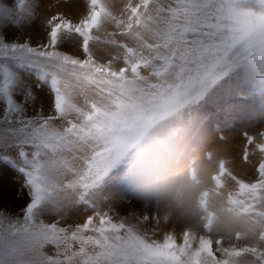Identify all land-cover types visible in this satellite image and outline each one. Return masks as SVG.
Returning <instances> with one entry per match:
<instances>
[{
    "label": "snow or ice",
    "instance_id": "6c2138e0",
    "mask_svg": "<svg viewBox=\"0 0 264 264\" xmlns=\"http://www.w3.org/2000/svg\"><path fill=\"white\" fill-rule=\"evenodd\" d=\"M90 3L92 10L79 23L53 16L47 42L32 46L27 40L20 43L7 36L8 29L19 28L31 15V7L24 9L25 0H18V5L17 0L13 4L0 0V160L24 175L30 198L21 209L22 219H13L0 209V264H241L239 258L245 252L264 264V252L254 247H217L214 251L209 236L197 237L187 230L180 242L173 233H166L162 240L152 239L136 224L126 223L124 219L115 222L107 212L101 213L102 202L119 196L115 187V158L103 140L99 109L93 103L90 111L78 107L68 95V77L102 89L101 85L122 87L132 80L149 81V76L162 80L151 83L152 87L168 85L175 95H186L194 102L205 100L212 105L232 94L224 85L213 91L221 80L231 76L238 95L242 58L233 27L235 10L229 7V0H140L136 6L129 4L131 14L126 22L113 16L101 0H90ZM102 18L114 20L117 26L123 25L138 45V48L122 45L125 66L118 70L111 62L96 64L89 53V41L93 39L90 33L101 25ZM57 19L60 22L53 25ZM134 24L142 31L133 30ZM73 33L83 39L85 60L57 48L62 35L70 37ZM144 33H150L155 42L148 43ZM141 68L150 70L149 76L141 75ZM129 72L131 78L127 75ZM28 76L35 77L37 88L49 86L55 116H45L40 111L34 116L27 115V107L36 100L25 79ZM165 77L177 82L170 83ZM72 113L76 114L75 120L68 119ZM57 118L66 120L67 127L63 130L55 127L52 121ZM210 119L215 131H223L233 117L214 114ZM246 138L249 145L254 143V137L246 134ZM85 146L93 149V155L78 156L77 152ZM96 146H101V150L96 151ZM255 147L264 153V143ZM10 152L17 154L16 160ZM247 158L246 149L244 159ZM77 159L83 165L71 163ZM61 170L71 174L66 183L52 179V173ZM257 172L258 179L252 183L232 176L238 192L229 195L230 202L245 211L255 210L256 204L264 202V159ZM225 175L231 176V173L225 161H221L216 177L218 185H223ZM61 200L67 205L82 204L91 208L94 216L99 217V224L94 223V216L71 230L60 226L58 220L45 223L42 213L59 211L66 206L60 204ZM148 219L145 215L140 221ZM89 232L94 234L86 235ZM215 243L220 245L221 241ZM47 247L53 249L51 254L44 251ZM216 252H221L222 257L218 258Z\"/></svg>",
    "mask_w": 264,
    "mask_h": 264
},
{
    "label": "rangeland",
    "instance_id": "374dc122",
    "mask_svg": "<svg viewBox=\"0 0 264 264\" xmlns=\"http://www.w3.org/2000/svg\"><path fill=\"white\" fill-rule=\"evenodd\" d=\"M70 1L25 0L23 7L25 10L31 7V15L27 16L19 28L7 30L8 39H16L20 43L27 40L32 46L44 44L48 40V33L51 30L49 21L53 16L59 15L75 24L86 18L92 10L90 0H77V5H82V8H79L82 10L78 15L81 18L79 20V17L76 16V18L67 10L68 8L62 5ZM252 2L253 0H229V7L236 12L237 8L249 6ZM6 3L13 4V0H6ZM101 3L113 16L126 22L131 14L129 4L136 6L140 0H101ZM59 22L60 20L57 19L52 24ZM233 27L236 30L235 23ZM133 30L142 31L135 24ZM90 35L93 39L89 41L88 48L94 62L101 65L111 62V66L116 70L125 66L123 62L125 48L122 45L138 48L137 42L124 31V26H117L116 22L110 18H102L101 25L93 29ZM235 35L237 36L236 31ZM144 37L148 43L155 42L150 33H144ZM82 45L83 39L73 33L70 37L62 35L57 48L68 55L70 53H67L66 49L70 48L72 53L70 56L85 60L87 55ZM77 50L80 56L74 54ZM237 50L242 58V64L238 69L241 91L236 95L235 82L231 81V76L225 77L214 86L213 91H217L221 85H224L232 94L226 99L219 100L216 105L205 100L194 102L186 95H175L168 85L152 87L151 83H161L162 80L149 76L150 70L144 68L140 69L141 75L149 76V81L132 80L122 87L101 85L102 89H98L96 85L68 77L70 84L68 95L72 102L88 111L91 110V103L99 109L98 119L102 127L103 140L111 147L115 158V187L119 196L102 202L99 205L101 213L107 212L115 222L124 219L126 223L136 224L141 232L147 231L152 239L162 240L164 236L158 238L155 229L160 209L163 207L166 210L169 209L165 198L167 189L154 177L158 174L176 172L197 189L194 198L195 216L199 220L206 221L201 230L205 236L213 240L214 251L223 244V237L211 228L215 218L214 202L218 201V198H223L224 210L233 213L243 221L251 219L254 225H258L250 231L248 238L238 230L228 232V239L232 241L234 247L237 249L254 247L264 252V215H259L264 213V202L256 204L255 210L245 211L241 206L231 203L229 199L230 194L238 192V184L232 176L246 183L255 182L258 179L257 167L264 159V153L255 147L256 144L264 143V136L261 135L264 134V83L259 82V73L253 67V56L247 46L238 40ZM144 51L147 54V50ZM127 75L131 78L130 72ZM165 78L170 83L177 82L173 78ZM25 79L36 96L35 102L27 107V115L34 116L37 111H40L45 116H55L53 96L49 86L41 85L37 88L34 76H28ZM220 95L223 96L224 92L221 91ZM17 99L19 100L20 97L17 96ZM251 99L260 100L257 102L259 108L252 107ZM214 114L219 117L228 114L233 117L232 122L223 131H215L210 119ZM68 119L75 120L76 114H70ZM52 123L60 130L67 127V121L59 118ZM246 134L254 137L252 145L247 143ZM236 137L240 138L238 143H235ZM231 145L234 147H230ZM246 149L247 160L244 159ZM95 150H101V146H96ZM8 154L13 160L17 159L15 152ZM77 155L90 157L93 155V149L85 146L83 151L77 152ZM235 158L239 163L243 162L245 165L243 169L253 173V176L247 172L239 173ZM221 161H225V167L231 173V176L222 177V186L218 185L216 179ZM71 163L74 166L83 165V161L79 159ZM204 163L213 168L207 181L200 175ZM2 174L11 184L9 185L11 190H8L12 193L10 199L20 202L18 206L11 202H0V209L13 219L17 217L22 219L21 209L29 203L30 199L28 189L25 187V177L17 168L0 160V175ZM71 178L70 173H63L62 170L52 173L54 182L66 183ZM159 194L164 197L159 199ZM64 195L62 191L60 196ZM239 198L243 199V197ZM159 200L162 201L159 202ZM60 204L66 206L59 211L49 210L42 213L41 219L45 223L58 220L60 226L71 230L76 225L83 224L89 216H94L93 210L86 205H67L64 200H61ZM49 207L51 209V206ZM145 215L149 219L140 222V218ZM94 223L99 224L98 216H94ZM179 234L180 232L177 231L178 242L181 241V234ZM250 239L255 243L249 242ZM216 240L221 241L220 245H216ZM44 251L51 254L53 249L47 247ZM216 255L221 258L219 252H216ZM239 260H244L246 264H262L261 260L248 252H245Z\"/></svg>",
    "mask_w": 264,
    "mask_h": 264
},
{
    "label": "clouds",
    "instance_id": "9594fccd",
    "mask_svg": "<svg viewBox=\"0 0 264 264\" xmlns=\"http://www.w3.org/2000/svg\"><path fill=\"white\" fill-rule=\"evenodd\" d=\"M235 26L238 40L247 46L253 56V67L259 73V82L264 83V0H253L249 6L237 8ZM165 192L171 216L184 220L193 230L204 227L206 221L195 216L189 185L176 172L158 174L154 177ZM213 231H225L238 226L237 217L224 210L222 201L214 202Z\"/></svg>",
    "mask_w": 264,
    "mask_h": 264
},
{
    "label": "bare ground",
    "instance_id": "6f19581e",
    "mask_svg": "<svg viewBox=\"0 0 264 264\" xmlns=\"http://www.w3.org/2000/svg\"><path fill=\"white\" fill-rule=\"evenodd\" d=\"M77 0H71L70 2L66 3V4H62L64 7L68 8L67 10L72 13L75 17H79L78 15H80L82 12V10H80L79 8H82L81 4H79V6L77 5ZM76 17V18H77ZM81 18L79 17V20ZM36 33V32H34ZM29 34V33H28ZM40 40V39H38ZM38 44H35V46ZM65 47V46H64ZM67 53H70V55L72 54L70 51V48L66 49ZM76 53H74L75 55H79L78 54V50L75 51ZM80 56V55H79ZM256 100V99H255ZM254 99L250 100V104H252L253 108H259V104L257 105V102L260 100L255 101ZM240 141V138L236 137L235 139V143H238ZM237 145V144H235ZM230 147H234L233 145H231ZM230 150H233L232 148H230ZM236 162L238 163L237 170L239 171V173H248L251 174L253 176V173H251L248 170H244V163L238 161L237 158H235ZM213 168L210 165H207L206 163L202 164V171H201V176L204 178L205 181L208 180L210 173H212ZM187 183V182H186ZM189 185V189L191 192V196H192V207L196 213L195 207H194V198L196 196L197 193V189L195 187H193V185L187 183ZM11 184L8 183L7 178L4 174L0 175V202L4 203V202H11L13 203L15 206L19 205L18 200L16 199H10V196L12 195V193L8 192V190H11L10 186ZM8 188V189H7ZM10 188V189H9ZM164 196L162 194H159V199L163 198ZM166 198V197H165ZM215 200V199H212ZM218 201H222L223 198H218ZM162 200H159V202H161ZM165 204V203H163ZM159 206V205H158ZM161 206V205H160ZM146 207V206H145ZM124 209H127L126 207H123ZM197 217V216H196ZM198 218V217H197ZM238 220V226L225 230V231H220V235L223 237V244L220 246V248H232L234 247L232 241H230V239H228V232H231L233 230L234 231H240L242 235L246 236V238L250 237V231L254 229L255 226L258 225H254V222L251 219H247V220H241L239 218H237ZM140 221V220H139ZM249 221V222H247ZM141 222V221H140ZM156 236L159 238L162 235L164 236L166 233H173L174 235H177V231L180 232L181 237L184 231H191L194 232L197 237L204 235L203 231L201 229L199 230H193L191 227L188 226V223L184 220H179V219H175L171 216L170 213V209H165V207H163L162 209H160L159 214H157V223H156ZM179 234V235H180ZM205 236V235H204ZM249 242H254L252 239L248 240ZM255 243V242H254ZM236 248V247H235ZM220 257H222V253L219 252ZM245 260V258H244ZM244 260H240L241 264H246V262Z\"/></svg>",
    "mask_w": 264,
    "mask_h": 264
}]
</instances>
